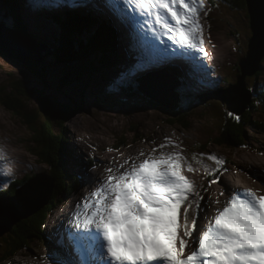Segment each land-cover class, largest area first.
<instances>
[{
	"label": "rangeland",
	"instance_id": "374dc122",
	"mask_svg": "<svg viewBox=\"0 0 264 264\" xmlns=\"http://www.w3.org/2000/svg\"><path fill=\"white\" fill-rule=\"evenodd\" d=\"M15 1L20 5V19L27 35L33 37H30L31 41L47 46L44 51L47 56H44L36 74L32 71L36 67L12 62L0 52V92H9L10 82L18 80L24 88L49 90L55 97L51 105H64L67 111H74L72 118L64 124L56 119L52 123V131L54 136H63V151L69 158L67 169L75 175V180L65 182L59 202L45 220L43 235L32 239L28 249L18 256L0 264H51L53 258L64 259L53 254L64 250L63 240L68 241L69 231L75 230L71 223L73 211H77L78 205L79 209L83 208L91 193L99 187L98 182L107 179L110 173L106 169L118 170L113 173L118 175L129 169L131 162L139 164L149 156L159 157L164 153L179 154L184 158L182 174L204 197L198 228L206 226V217L211 218L218 209L222 210L234 190L241 193L252 190L257 196L264 195V183L255 178L257 172H264V134L250 126L246 130L243 147L217 146L215 139L220 130L235 116L226 111L220 101L209 99L221 97V89L236 83L240 73L238 63L246 52L250 37L247 11H235L222 5L210 7L204 1L200 23L206 56L195 52L180 56L167 35L151 22L145 23L144 18L131 13V10L133 23L122 22L106 7V0H99L97 8L93 7L91 0ZM37 4L45 7L37 9ZM77 5L83 8L78 11ZM64 6L70 7L68 15L62 13L65 12ZM84 6L94 9L114 30L120 57L116 58L117 51L114 57L106 59L108 55L101 51L97 52L100 57L95 65H91L87 58L80 59L77 65L64 59L65 55L71 56V52H50L57 46L52 40L58 44L64 31L70 30L78 37L73 21L89 17L90 11ZM4 11L0 13V25L5 31L15 34L14 29L19 22L14 15H8L6 9ZM37 43L33 44L37 47ZM154 58L159 62H147ZM260 70L258 77L254 75L245 79L246 87L258 93L264 90V59ZM133 72L134 75L130 74ZM39 73L43 75L44 84L38 79ZM174 74L178 79L173 78ZM152 76L176 83L177 105L186 117L185 125L173 124L170 120L173 121L174 117L140 91L139 88L152 82ZM63 80L67 83L60 86L58 83ZM3 88L5 90L1 91ZM25 104L24 112L46 106L44 101L31 98ZM253 119L263 126L264 117L254 116ZM31 136L24 120L9 112L0 100V146L10 153L11 162L0 161V187H4L6 192L11 193L14 189L11 187L18 180L30 179L39 173L49 176L48 169L30 153L33 145ZM162 144L165 147L161 148ZM213 156L222 163L209 159ZM189 165L193 171H188ZM214 178L218 183H212ZM5 207L0 206V211ZM20 228L16 230L20 232ZM180 235H183L182 231Z\"/></svg>",
	"mask_w": 264,
	"mask_h": 264
},
{
	"label": "snow or ice",
	"instance_id": "6c2138e0",
	"mask_svg": "<svg viewBox=\"0 0 264 264\" xmlns=\"http://www.w3.org/2000/svg\"><path fill=\"white\" fill-rule=\"evenodd\" d=\"M106 7L125 23H133L129 10L138 13L167 35L180 56H206L200 23L204 0H106ZM259 28L264 35V16ZM228 103L225 94V107ZM5 158L0 147V161ZM183 159L161 153L118 175L113 174L118 170L106 169L107 179L98 182L83 211L74 214L76 231L68 233V244L53 254L65 258H53L51 264H264V195L234 190L222 210L198 228L204 197L182 174ZM188 171H193L190 165ZM255 178L264 183V172Z\"/></svg>",
	"mask_w": 264,
	"mask_h": 264
},
{
	"label": "trees",
	"instance_id": "16d2710c",
	"mask_svg": "<svg viewBox=\"0 0 264 264\" xmlns=\"http://www.w3.org/2000/svg\"><path fill=\"white\" fill-rule=\"evenodd\" d=\"M204 1L210 7L222 5L235 11H246L245 0ZM19 6L20 5H18L15 0H0V13L5 12L4 9H6L8 15H14L17 18V23H21V25L19 23L17 25L21 29L16 27L15 30L24 34V37L30 39L32 36H28L25 28L22 26L23 23L20 19ZM81 7L83 8V6L77 5L76 9L79 11L82 9ZM84 7L90 11L88 14L89 17H86V20L83 19L78 22L73 21L75 30L77 31L76 33L79 34L78 37L71 33L70 30H67V32L64 31L61 38L58 39V44L55 40H52L53 42L51 41L57 46L55 51L51 50L50 52L55 54H67L68 52H71V56L65 55L64 59H69L71 61L68 63H75L77 65L80 63V59L82 58H87V60H90L92 63L91 65H95L96 61L100 57L97 52L99 53L101 51L102 53L105 52L104 55H108L106 59L114 57L117 51L119 56L117 54L116 58L120 57V52L116 42L117 36L114 30L106 24L105 21H103L99 13H97L94 9L87 6ZM69 8V6H64L63 11L65 12L62 13L64 15H68ZM72 10L73 9H71V11ZM94 15H98V17H95ZM29 35L31 34L29 33ZM113 37L115 38V41ZM105 42L109 43L111 47L108 44L106 45ZM50 45L52 46V44ZM108 46L110 47L109 51H107ZM103 63L102 65H104ZM260 73L261 70L255 74L256 77H258ZM177 76L181 77L180 75ZM142 83L143 82H141V84ZM135 84H138V82H135ZM23 86L24 85L20 81L10 82L8 85L10 91L7 93L0 92V100L2 105L9 112L13 113L16 117L23 119L27 127L30 129L32 135L31 144H33L30 149V153L37 158L40 164L44 165L48 169L50 179L53 181V187L51 197L46 204H44L35 213L31 214L27 219L15 225L12 230L7 233V235L5 234L7 237H0V262L10 261L15 258L20 252L28 249L29 244L33 242L32 239L43 235L45 230L43 229L45 220L53 211L55 205L59 202V196L65 189V182L75 180V175H71L67 169V166H69V158L63 151L65 149L63 136L62 134L54 136L52 131V123H54L56 119H60L61 124H64L72 118L71 113H68V111L64 108V105H58V107L51 105L52 97H49V94L42 88H32L29 91ZM250 89L251 88L248 90ZM3 90H5V88L1 91ZM250 92L251 101L245 107L243 112L237 116L233 114V116H235L232 118L233 121L225 124L224 128L220 130L215 139L217 146L225 148L243 147L246 141V130L250 126L256 127L264 134V124L261 126L256 123L255 119H253L254 116H257V118L264 117V90L260 93L256 90H250ZM29 98L44 101L46 105L45 108L38 107L29 112H24L23 109L25 110L26 106L25 102H28ZM169 114L174 117L173 121L170 120L173 124L185 125L186 117L183 114L182 109L178 108ZM88 164H91V161L88 160ZM28 180L29 178L18 180L13 187H11L12 189L14 188L11 193H0V198L13 197L16 195L17 188L23 186ZM17 227H21L20 232L16 230Z\"/></svg>",
	"mask_w": 264,
	"mask_h": 264
},
{
	"label": "water",
	"instance_id": "95a60500",
	"mask_svg": "<svg viewBox=\"0 0 264 264\" xmlns=\"http://www.w3.org/2000/svg\"><path fill=\"white\" fill-rule=\"evenodd\" d=\"M245 6L250 37L247 40L246 52L241 55L238 63L240 73L237 76L235 84L220 90L221 97H209V99L220 101L226 111L236 116L242 113L251 101V93L246 87L245 79L254 76L261 69V62L264 59V35L261 34L259 28L260 18L264 16V0H245ZM30 49L24 47L11 32L5 31L0 25V52L12 62H19L25 67H36V69L32 70L31 68V70L37 74L38 72L36 70L38 66L45 59L43 55L45 57L47 55L39 50L37 51V57L27 55L25 51ZM40 75L38 79L44 84L45 82L42 80L43 75ZM70 79L75 80L74 78ZM66 83L67 80H63L58 84L65 86ZM32 88L34 89L35 87H26L29 91ZM176 88L177 85L175 82L173 83L172 80L165 79L149 81L140 91L156 105H159L161 107L160 109L170 113L178 109ZM42 89L44 90V88ZM44 91L49 94V97H52L51 102L53 103L55 101L54 95L52 93L50 94L47 89ZM225 94H227V99L229 100L227 107L224 104ZM32 99L36 100L35 98ZM171 101L173 102L172 105L170 104L172 103ZM69 112L74 113L73 110H69ZM52 187V179L45 173H39L30 178L23 186L17 188L16 195L13 197L0 198V206L6 205L0 211V237L9 233L15 225L27 219L31 214L46 204L51 196Z\"/></svg>",
	"mask_w": 264,
	"mask_h": 264
},
{
	"label": "bare ground",
	"instance_id": "6f19581e",
	"mask_svg": "<svg viewBox=\"0 0 264 264\" xmlns=\"http://www.w3.org/2000/svg\"><path fill=\"white\" fill-rule=\"evenodd\" d=\"M91 4L93 5V7L94 8H97L98 7V5H99V0H91ZM14 31H15V34H14V32L13 31H11V33L15 36V38L21 43V44H23V46L24 47H26L27 49H30V48H32V49H30V50H27V51H25V53L27 54V55H31V56H34V57H37V51L39 50L40 52H44L45 50H46V45L45 44H41L40 42L39 43H37V42H34L33 40L31 41V39H28L27 37H26V39L24 38V34H21V33H19L18 31H16L15 29H14ZM24 35V36H23ZM33 43H37V47L35 46V44H33ZM44 46V47H43ZM38 48V49H35V48ZM43 57H44V55H43ZM208 60V59H207ZM260 71V70H259ZM156 77V76H155ZM155 77H153L152 76V81H157V79H154ZM173 78H175V79H178V78H176V76H175V74H174V76H173ZM154 79V80H153ZM161 80H164L163 78H160ZM159 79V80H160ZM18 81V80H17ZM177 81V80H176ZM174 83V82H173ZM202 83V82H201ZM142 87V86H141ZM139 89H141V88H139ZM159 108H161L159 105H157ZM0 147H3V146H0ZM3 149H4V151H5V162H8V163H11V162H9L10 160H9V155H10V153H8L7 152V149H5L4 147H3ZM132 163H134V162H131L130 164L132 165ZM136 163V162H135ZM138 165V164H137ZM71 175H72V173H70ZM5 188L3 187H0V190H3L4 192L3 193H5L6 191L4 190ZM75 211V210H74ZM73 211V213L75 214V213H77V212H82L83 210H80V209H77V211L76 212H74ZM74 214L72 215V216H74ZM82 219V218H81ZM69 232H75V231H69ZM67 237V236H66ZM64 241V244L65 245H67L68 244V241L66 240V239H64L63 240ZM71 249H69V251H70Z\"/></svg>",
	"mask_w": 264,
	"mask_h": 264
}]
</instances>
